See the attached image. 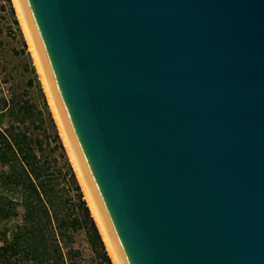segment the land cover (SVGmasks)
I'll return each instance as SVG.
<instances>
[{"label": "water", "instance_id": "obj_1", "mask_svg": "<svg viewBox=\"0 0 264 264\" xmlns=\"http://www.w3.org/2000/svg\"><path fill=\"white\" fill-rule=\"evenodd\" d=\"M122 264H264V0H20Z\"/></svg>", "mask_w": 264, "mask_h": 264}, {"label": "trees", "instance_id": "obj_2", "mask_svg": "<svg viewBox=\"0 0 264 264\" xmlns=\"http://www.w3.org/2000/svg\"><path fill=\"white\" fill-rule=\"evenodd\" d=\"M78 235L87 252L74 246ZM105 247L36 77L19 84L4 72L0 264H113Z\"/></svg>", "mask_w": 264, "mask_h": 264}, {"label": "rangeland", "instance_id": "obj_3", "mask_svg": "<svg viewBox=\"0 0 264 264\" xmlns=\"http://www.w3.org/2000/svg\"><path fill=\"white\" fill-rule=\"evenodd\" d=\"M10 4L12 10L10 9V6L8 5V2L6 0H0V68L3 71L2 73H0V77H2V74L7 71L8 73H11L13 75V77L16 79V82H18L19 84H21L22 80L25 79V77H36L37 82L40 85V88L42 89L46 98L47 105L54 120L56 130L65 148L67 158L72 165V168L76 175L74 166L64 145L61 131L59 129L58 123L56 122L53 110L48 100L44 83L38 71L37 62L30 48V43L27 39L25 31L22 27L14 0H10ZM1 6H3L4 8H1ZM20 72L23 73L25 77H22V75L20 76ZM74 246L79 247L80 249L87 252L88 248L83 235L77 236Z\"/></svg>", "mask_w": 264, "mask_h": 264}, {"label": "bare ground", "instance_id": "obj_4", "mask_svg": "<svg viewBox=\"0 0 264 264\" xmlns=\"http://www.w3.org/2000/svg\"><path fill=\"white\" fill-rule=\"evenodd\" d=\"M14 3H15V6H16L18 15L20 17V21H21L22 27H23V29L25 31V34L27 36V39H28V41L30 43V48H31L32 53L34 55V58H35V60L37 62L38 71H39L40 76L42 78V81L44 83V87L46 89V93H47L48 100L50 102L51 108L53 110L54 117H55L56 122L58 123L59 129L61 131V136L63 138L64 145H65V147L67 149V152L69 154L71 162H72V164L74 166L77 178L79 180V184L82 187V191L84 193V197H85L87 205H88V207L90 209L91 215L93 216V218H94V220L96 222V225H97V227L99 229V232H100V234L102 236V239H103V241L105 243L107 252H108V254H109V256H110V258L112 260V263L113 264H122L120 259H119L118 254L116 252L114 244H113V242L111 240V237H110V235L108 233V230L106 228V225L104 223L102 215H101V213H100V211L98 209V206H97V204L95 202V199L93 197L92 191L90 189V186L88 184L87 178L85 176L84 170L82 168V165L80 163V160L78 158V155L76 153L74 145L72 143V139H71V137H70V135L68 133V130L66 128V125L64 123L61 111L59 109V106L57 104L56 98L54 96V93L52 91L51 85L49 83V80H48V77H47V74H46V71H45L41 56L39 54L37 45H36L35 40L33 38V35H32L31 30H30L29 24L27 22L25 13H24L22 5H21V2H20V0H14Z\"/></svg>", "mask_w": 264, "mask_h": 264}]
</instances>
